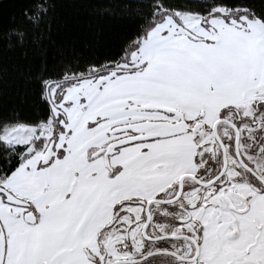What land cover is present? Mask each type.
Wrapping results in <instances>:
<instances>
[{"label":"snow or ice","instance_id":"snow-or-ice-1","mask_svg":"<svg viewBox=\"0 0 264 264\" xmlns=\"http://www.w3.org/2000/svg\"><path fill=\"white\" fill-rule=\"evenodd\" d=\"M0 264H264V0H0Z\"/></svg>","mask_w":264,"mask_h":264},{"label":"trees","instance_id":"trees-1","mask_svg":"<svg viewBox=\"0 0 264 264\" xmlns=\"http://www.w3.org/2000/svg\"><path fill=\"white\" fill-rule=\"evenodd\" d=\"M61 16L74 17L76 13L71 8L60 9ZM127 27V21L120 18V14L109 17L104 21V29L113 37H118Z\"/></svg>","mask_w":264,"mask_h":264}]
</instances>
